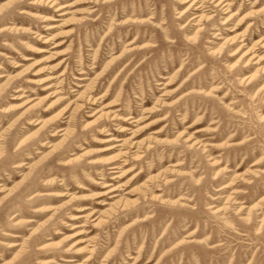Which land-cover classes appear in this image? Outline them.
Wrapping results in <instances>:
<instances>
[{
    "label": "rangeland",
    "instance_id": "1",
    "mask_svg": "<svg viewBox=\"0 0 264 264\" xmlns=\"http://www.w3.org/2000/svg\"><path fill=\"white\" fill-rule=\"evenodd\" d=\"M220 1L0 0V264H264V0Z\"/></svg>",
    "mask_w": 264,
    "mask_h": 264
},
{
    "label": "bare ground",
    "instance_id": "2",
    "mask_svg": "<svg viewBox=\"0 0 264 264\" xmlns=\"http://www.w3.org/2000/svg\"><path fill=\"white\" fill-rule=\"evenodd\" d=\"M50 3H54V0H48ZM32 3H36V2H32ZM224 5V6H227L228 5V3H226V0H221L220 1V5ZM65 7V5H61L58 9H61V8H64ZM54 26H50L49 28H53ZM0 77H3L2 75H0ZM63 129H61V130H59V131H62ZM123 152V151H122ZM124 153V152H123ZM113 169H118V168H120L118 165H114L113 167H112ZM116 170H113V171H115L114 173H117V171ZM116 178H119V176H115V177H113L112 179H116ZM115 181V180H114ZM109 187V186H112V184H106V187ZM226 187H228V186H226ZM116 190V188H114V189H111L110 191H115ZM114 196H116V195H113V197ZM79 217H83V216H79Z\"/></svg>",
    "mask_w": 264,
    "mask_h": 264
}]
</instances>
